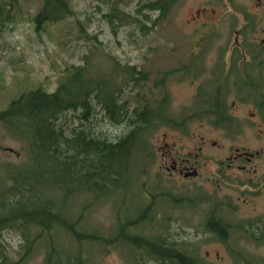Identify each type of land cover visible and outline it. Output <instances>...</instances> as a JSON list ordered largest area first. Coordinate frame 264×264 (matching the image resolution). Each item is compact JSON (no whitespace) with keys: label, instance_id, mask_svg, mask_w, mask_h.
Here are the masks:
<instances>
[{"label":"trees","instance_id":"trees-1","mask_svg":"<svg viewBox=\"0 0 264 264\" xmlns=\"http://www.w3.org/2000/svg\"><path fill=\"white\" fill-rule=\"evenodd\" d=\"M71 1L41 0L31 18L35 33H46L52 25L74 18ZM179 1L145 0L138 4L135 16L114 8L103 18L108 19L112 35L117 37L124 26H135L140 31L146 28L144 21L157 26ZM18 4L19 0H0L1 28L14 22L20 9ZM149 14L155 15L153 21ZM109 60L115 69L109 76L93 80L91 66L85 59L84 66L66 69L54 92L42 88L28 91L0 112V124L25 142L32 166L23 173L0 172L4 175L0 180V249L2 231L12 229L23 239V256L33 250L35 242H46L44 264H97L89 252L92 246H102L107 252L120 247L123 264H205L190 244L173 242L163 234L149 236L135 231L153 221L151 206L142 207L131 218L128 210H116L113 233L104 236L82 231L77 219H66L62 206L37 192V187L52 188L61 193L62 199L83 190L99 192L96 200L125 196L129 193L128 179L137 178L136 170L143 171L152 158V149L142 147L141 141L145 127L159 124L155 114L160 107L155 95L157 83L147 88L145 73L121 66L114 58ZM96 107L100 108L103 120L125 125L127 132L114 140L98 133L94 121ZM68 114L72 120H66ZM152 195L151 199L164 196ZM32 227L37 230L33 240ZM204 228L220 243L229 242L231 230L214 214L206 217ZM61 231L69 235L68 246L56 242V233ZM232 254L237 264H264V260Z\"/></svg>","mask_w":264,"mask_h":264},{"label":"rangeland","instance_id":"rangeland-1","mask_svg":"<svg viewBox=\"0 0 264 264\" xmlns=\"http://www.w3.org/2000/svg\"><path fill=\"white\" fill-rule=\"evenodd\" d=\"M144 1L72 0L70 5L75 13L74 18L52 25L46 33H35L31 18L37 12L41 0H19L20 9L14 22L6 24L3 28L0 26V112L5 110L11 101L28 91L42 88L48 93L54 92L66 69L71 66H84L85 59L91 66L93 80L95 77L109 76L115 72L109 60L114 58L121 66L128 65L145 73L148 79L147 88L153 87L165 73L173 70L175 58L173 48L178 41L181 40L183 45H187L186 38L192 30L187 20L191 19L196 9L209 11L208 9L214 7V4L213 0H181L167 19L157 26L145 22L143 17L138 16L144 21L145 29L140 31L135 26H124L118 30L117 37H114L111 25L108 19L103 18L104 15L117 8L135 16V9ZM240 1L255 14L254 0ZM220 12L221 9H216V15ZM257 15L261 20L259 28L263 29L264 18H260L261 14ZM149 16L153 21L155 15L149 14ZM202 18L204 22H210L214 16L211 12H206ZM156 94L159 97L164 95L159 90L155 91ZM168 94L174 110L178 103L181 105L187 103L183 95L177 92L175 85L170 87ZM95 112V130L109 140H114L127 132L125 125H112L103 120L99 107L95 108ZM65 118L68 121L72 120L70 114ZM68 124L72 123L68 122ZM162 134L161 130H155L151 134L149 144L154 150L153 160L144 167V172H140L135 187L133 190L130 187L129 193L125 196L119 194L114 197L115 199L106 197L92 205V197L81 193L72 196L64 203L61 195L52 188L37 187L39 189L37 192L46 196L49 201L64 207L65 210H71L72 214H69L71 219L77 218L81 209L87 207L82 225L88 226L84 228L80 223L81 230L95 231L108 236L112 235L115 228L116 210L125 212L130 207L131 212H128L130 216L137 208L147 204L142 194L144 188L154 191L155 186L160 185L172 189L180 198L183 194L185 197L193 196L191 192L194 187H202V194L212 196L214 205L198 203L195 207L185 204L184 207L175 208L173 203L166 202V198L158 199L155 205L153 204V221L141 227L139 231H135L149 236L163 234L173 242L190 244L194 254L204 260L205 264H237L234 256H231V252L236 250L247 253L253 261L264 260V243L255 245L251 241L242 239L241 234H236L226 245L220 243L204 228V221L210 211L216 212L218 218L230 224L259 220L257 217L264 216V186L260 189L262 194L253 195L257 192L255 190L251 194L243 195L245 190L234 188L231 183L220 182L219 187H214L212 190L204 184L202 178L184 183L177 180L167 181V176L158 174L160 158L158 146H161V141L164 140ZM199 135L204 134L196 133L195 139L192 137L181 140L178 133L168 130L166 141L170 144L175 143L176 152H185L186 145L188 150L193 152L196 150ZM17 137L0 124V172L2 173L14 170L23 173L32 167L25 142L20 140L19 135ZM214 153L216 152L209 151L208 155ZM219 156L218 153L216 157ZM32 172L36 173V169L33 168ZM3 177L0 175V180H3ZM122 184H125V180ZM34 231L37 233L36 229ZM32 235L33 239L35 235L33 233ZM55 237L56 242L62 247L70 244L69 235L65 231L56 233ZM22 241L21 236L12 229L4 230L1 237V255L12 260L25 257L21 264H44L46 242L42 240L35 242L33 250L23 256V253H20ZM89 252L97 264H123V250L120 247L111 248L107 252L102 246H92Z\"/></svg>","mask_w":264,"mask_h":264},{"label":"flooded vegetation","instance_id":"flooded-vegetation-1","mask_svg":"<svg viewBox=\"0 0 264 264\" xmlns=\"http://www.w3.org/2000/svg\"><path fill=\"white\" fill-rule=\"evenodd\" d=\"M213 4L214 7L209 11L196 9L191 19L187 20L192 28L186 38L187 45L178 41L173 48V70L165 73L156 84L157 90L164 94L160 97L156 94L157 102H160L155 112L159 124L143 129L141 146L152 149L154 154L149 138L155 130H161L164 140L158 146V174L167 176V181L184 183L202 178L204 184L212 190L223 182L231 183L234 188H242L245 190L243 195L255 190L257 192L253 195H259L264 186V28H259L261 20L257 14L264 18V0H254L255 14L240 0H213ZM216 9H221L217 15ZM206 12L214 16L212 21L204 22L202 16ZM178 32L181 33L180 30ZM174 85L177 92L183 95L184 101L187 100L184 105L178 103L175 110L171 107L168 94ZM168 130L178 133L181 140L195 139L196 133L204 135L198 136L199 141L193 152L188 150L187 145L185 152H176L175 143L166 141ZM209 151L216 153L208 155ZM218 153L220 156L216 157ZM152 160L149 159L145 165ZM133 178L128 179V189L131 187V190L137 182ZM159 186L156 185L154 191L146 188L142 191L147 203L145 206H151V213L154 206L150 204L155 205V201L163 198L168 203L171 198L177 202L175 208L184 207L185 204L190 207L198 203L214 205L212 196L202 194V187L195 186L191 192L193 196L185 197L183 194L178 198L172 189ZM78 193L91 196L92 205L100 200L95 199L99 194L95 190ZM152 194L164 196L151 199ZM67 199L64 197L63 202ZM86 208H82L80 215L75 218L79 229L80 223L84 228L88 226L82 225ZM64 213L66 219H69L72 211L64 209ZM209 214L218 217L216 212L210 211ZM257 218V221L235 224L226 222L231 230L229 239L241 234L242 239L255 245L264 243V216ZM31 230L35 233L33 227ZM233 252L249 258L247 253L240 250L232 251L231 256ZM24 259L19 257L12 260L0 255V264H21Z\"/></svg>","mask_w":264,"mask_h":264}]
</instances>
